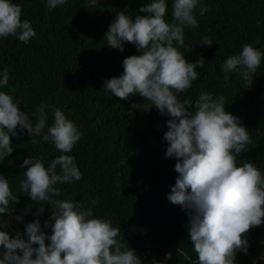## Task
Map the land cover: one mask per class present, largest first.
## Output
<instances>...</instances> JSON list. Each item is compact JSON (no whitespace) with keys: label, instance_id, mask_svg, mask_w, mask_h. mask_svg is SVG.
Segmentation results:
<instances>
[{"label":"trees","instance_id":"obj_1","mask_svg":"<svg viewBox=\"0 0 264 264\" xmlns=\"http://www.w3.org/2000/svg\"><path fill=\"white\" fill-rule=\"evenodd\" d=\"M12 2L21 6V19L30 21L36 36L27 44L11 36L0 38V73L9 70L8 86L0 91L12 95L33 124L37 107H49L45 128L34 137L38 143L17 129L18 135L11 137L13 152L0 162V175L8 179L18 201L10 205V215L0 216V230L12 237L17 232L26 240L25 226L38 219L42 231L51 235V227L44 223L50 221L53 209L31 201L21 190L27 171L21 165L32 158L47 167L58 156L70 155L81 179L57 184L56 199L79 203L81 210L91 208L94 218L111 219L113 227L121 229L117 239L135 252L141 264H198L188 236V211L167 199L178 178L177 160L165 155L169 145L164 135L171 117L154 106L147 109L150 102L138 95L121 100L104 91V81L123 74L125 58L142 54L133 44L126 43L123 52L109 47L105 33L121 11L133 20L149 15L139 9L150 0H97L95 8L88 6L89 0H67L54 9L47 7V0ZM173 2L166 0L168 23L174 22ZM205 6L208 11L201 16L200 8ZM193 14L199 26L185 28L184 45L174 46L190 63L203 57L205 67L197 68L198 79L179 99H190L194 106L201 92L224 96L225 111L238 117L252 140L237 157V166L251 162L264 174V59L247 88L239 71L228 73V81L222 71L226 59L239 54L244 44L264 52V0H199ZM204 37L212 39L211 47L201 44ZM51 106L83 133L69 153L57 151L51 139H42L54 123ZM42 207L44 212L37 216ZM8 216H14L9 226ZM246 239L247 254L237 252L234 264H264V223L251 229Z\"/></svg>","mask_w":264,"mask_h":264},{"label":"clouds","instance_id":"obj_2","mask_svg":"<svg viewBox=\"0 0 264 264\" xmlns=\"http://www.w3.org/2000/svg\"><path fill=\"white\" fill-rule=\"evenodd\" d=\"M66 2L47 0V7L54 9ZM96 3L89 0L88 6L95 8ZM198 3L199 0H174L173 23L164 19L166 0H150L139 9L149 15H137L134 20L124 11L117 13L105 33L107 45L123 52L126 43L133 44L142 54L125 58L123 74L104 81V91L121 100L138 95L150 102L147 109L154 106L162 115L171 117L164 135L169 145L165 155L177 160L174 171L178 178L167 199L188 211V236L198 264H234L237 252L247 254V233L264 223V174L251 162L237 166V157L252 140L238 117L225 111L224 96L201 92L194 106L190 99H179V94L186 93L198 79L197 68L205 67L203 57L190 63L174 46L184 45L185 28L199 26L193 14ZM207 11L206 6L201 7L200 15ZM21 16L19 4L0 0V38L11 36L27 44L36 36L30 21ZM201 44L211 47L213 41L204 37ZM262 59L264 52L251 44L242 45L239 54L229 56L223 63L224 80H229L228 73L239 71L245 87H250ZM8 83L9 70L4 68L0 88ZM47 107H37L33 124L13 96L0 91V162L13 152L11 137L18 135L17 129L33 137V144L38 143L34 137L45 128ZM51 107L54 123L42 139H51L57 151L69 153L83 133L59 108ZM24 166L27 171L20 188L31 201L45 202L53 209L50 221L44 223L45 228L51 227V235L42 231L38 219L25 226L26 240L19 233L12 237L0 230V264H141L135 252L117 239L121 229L113 227L111 219L94 218L91 208L81 210L79 203L56 199L60 195L57 184L81 179L73 156L60 155L47 167L40 159L26 158L21 167ZM17 202L8 179L0 175V216L10 215V205ZM43 212L44 208H39L37 216ZM10 218L11 223L14 216H8L5 223ZM46 240L50 242L47 245ZM170 256L171 253L166 258Z\"/></svg>","mask_w":264,"mask_h":264},{"label":"rangeland","instance_id":"obj_3","mask_svg":"<svg viewBox=\"0 0 264 264\" xmlns=\"http://www.w3.org/2000/svg\"><path fill=\"white\" fill-rule=\"evenodd\" d=\"M10 220H11V218L6 220V224H7V225L10 224Z\"/></svg>","mask_w":264,"mask_h":264},{"label":"water","instance_id":"obj_4","mask_svg":"<svg viewBox=\"0 0 264 264\" xmlns=\"http://www.w3.org/2000/svg\"><path fill=\"white\" fill-rule=\"evenodd\" d=\"M15 234H17V232H14Z\"/></svg>","mask_w":264,"mask_h":264}]
</instances>
